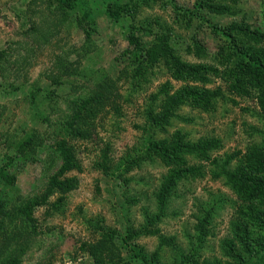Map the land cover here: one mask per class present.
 <instances>
[{"label":"rangeland","instance_id":"rangeland-1","mask_svg":"<svg viewBox=\"0 0 264 264\" xmlns=\"http://www.w3.org/2000/svg\"><path fill=\"white\" fill-rule=\"evenodd\" d=\"M71 1L73 8L62 6L57 0H0V51H5V60L0 59V166L3 165L4 173L13 176L8 184L0 178V198L10 209L16 203V194L34 196L41 192L59 163L56 158L54 165L49 166L47 159L59 139L71 146L79 164L78 169L65 173L77 183L65 195L58 211L44 215L45 207L34 209L39 232L19 264H91L79 246L94 240L98 233L83 218H99L103 228H114L121 236L129 228L136 229L142 224L144 213L158 212L155 193L169 168H181L183 172L168 188L163 215L154 228L164 237H174L171 243L190 258L189 264H236L225 252V241L231 239L241 249L234 234L247 220L242 209L255 203L242 198L227 184L221 168L229 171L244 166L247 157L263 154L264 109L260 103L264 85L251 82L245 75L241 76L245 82L236 81L238 58L222 60L216 53L218 46L227 48L229 44L211 34L200 19L187 20L178 14L168 0H134L116 22L101 12L103 0H87L93 10L87 25L84 20L78 23L82 20L81 2ZM194 1L175 0L189 9ZM237 1V14L212 12L209 20L222 27L238 21L251 29L263 30L260 0ZM213 2L232 5L225 0ZM130 31L138 49L154 46L159 51L157 61L135 82L122 77V72H129L132 67L125 54L130 48L126 38ZM85 33H89L88 38ZM156 34L166 40L161 38L159 42ZM249 36L237 34L247 46L264 51V41ZM193 39H198L203 53H196L191 45ZM164 46L172 48L187 64L204 65L202 76L174 78L167 61L160 56L165 53ZM104 77L111 82V99L107 100L104 89L96 87V82ZM160 86H165L166 93L154 99ZM95 87L97 93H90ZM183 87L207 92L208 105L202 108L190 101L182 102L171 108L163 131H143L145 108L152 106L154 112L159 111L167 95ZM90 95L93 97L86 99ZM73 115H78L77 128L71 132L69 128L62 129V123ZM29 134L33 143L24 147V161L15 148ZM173 135L183 141V149L190 151L181 152L177 161H162L159 157L149 161L142 157L138 166L124 174L132 177L125 186L118 183V178L104 176L95 165L101 157L114 163L119 156L139 153L148 138L151 140L147 142L164 140L168 147ZM55 197L56 194L49 196V202ZM122 197L135 201L124 204L122 209ZM210 206L213 210L202 229L205 233L197 239V224L204 208ZM255 206L259 208L257 203ZM248 232L259 241V230ZM131 241L151 251L158 240L155 235L139 234ZM257 244L251 252L258 248ZM161 248L160 264H171L172 247ZM122 253L123 260L129 258L128 253ZM242 257L245 264H264V258L253 261L250 253Z\"/></svg>","mask_w":264,"mask_h":264},{"label":"trees","instance_id":"trees-1","mask_svg":"<svg viewBox=\"0 0 264 264\" xmlns=\"http://www.w3.org/2000/svg\"><path fill=\"white\" fill-rule=\"evenodd\" d=\"M62 6L68 8L74 7V2L71 0H57ZM141 2H146L148 0H140ZM226 2H231L232 5H220L213 0H195L191 8H183L182 6L176 4L175 0H168L172 9H174L178 14L186 17V19H191L195 17L200 19L201 22L205 23L206 26L210 29L211 34L217 36V38H223L227 45L225 47H217V55L220 56V59L227 60L231 59V56L237 59V71L234 73V78L236 81L245 82L243 75H245L251 82L261 83L264 85V51L255 50L253 47L247 46L244 43V39L239 40L237 38L238 32L243 35H250L254 37L255 40L264 41V29L260 30L257 28L251 29L245 24H240L236 21L233 26H220L217 23L209 20V13L212 12H223L226 13H238L235 9V3H238L237 0H225ZM83 6L82 20H78V23H83L87 25L92 20L93 10L90 9L87 0H79ZM134 3V0H127L124 3L113 2L112 0H103L100 4V10L110 20L116 22L120 16L126 13V6L129 3ZM261 2V14L262 20L264 23V0ZM204 11V12H203ZM146 21H144L145 23ZM155 24L157 22L153 21ZM242 22V21H241ZM243 23V22H242ZM150 22H147V25H150ZM86 38L89 37V33H85ZM249 36V37H250ZM126 38L130 44V48L125 50V54L130 59L131 69L129 72L123 71L122 77L130 79L132 82H135L137 78H140L145 74L146 68L157 61L158 49L156 51L155 47L146 48L145 50L138 49L136 47L137 42L132 31L128 32ZM159 42L166 40L162 34H156ZM132 45V48H131ZM191 45L196 49V53H203L204 48L199 43L198 39H193ZM190 46V45H188ZM234 48V49H233ZM232 49V50H231ZM165 53L160 54L164 57L165 63L167 61V67L171 75L176 79H184L191 75L190 77L198 78L202 76L201 70L205 68L202 64L190 65L183 62L179 56L174 54L172 48L164 46ZM5 51H0V59L4 58L5 60ZM219 59V60H220ZM6 63L9 61L6 59ZM207 69V68H206ZM246 78V79H247ZM247 79V80H248ZM108 78L104 77L103 79L96 82V87H102L104 89V97L107 100L108 97L111 99V94L108 83ZM168 82L164 84L167 86ZM165 86H160L156 93L153 94V98L157 99L159 94L162 96L166 93ZM96 87L90 93H97ZM264 87V86H263ZM205 91L198 89L196 87H183L181 90H177L172 95H167V98L164 104H160L159 111L154 112L152 106H147L144 110V116L146 123L143 131H163L164 125L167 123V119L170 115V110L172 107H176L177 104L182 102L190 101L193 105L205 108L208 105L207 97ZM33 96L31 95V98ZM93 96H88L86 99ZM91 100V99H90ZM79 105H82L79 104ZM262 109H264V99L260 103ZM77 113L80 110H77ZM172 113V112H171ZM76 114V113H74ZM62 129L75 130L78 124V115H73V118H70L67 121H64ZM150 133V134H151ZM152 136V135H150ZM177 137L176 135L172 136ZM171 139V143L167 146L164 144V140L157 142H147L151 140L150 138L146 139V142L143 144L142 148L139 150V153L131 154L127 153L119 158L113 163L110 162L107 158L100 160L97 168H99L103 175L110 178L120 179L121 185H126L131 179V176L124 177L126 172L131 171L134 167L139 165L142 157L145 160L152 161L153 158L159 157L162 161H177L180 158L181 152H189V148L183 149V141L177 137L176 139ZM33 143L32 135H25L20 142H17L15 148L16 154H20L23 158L24 147H29ZM186 147V146H184ZM182 148V149H181ZM200 146H198V149ZM180 150L179 152H176ZM257 156V157H256ZM56 158L59 159V163L55 171H53L46 181L45 188L35 194L34 196H23L20 193L16 194L15 201L11 208H6V201L3 198H0V264H19L22 261V257L29 249L32 239L35 235L38 234L36 219L33 215V211L36 207L43 206V214L48 215L50 213L58 211V208L63 203L64 197L69 193L76 185L77 181L73 177L65 176V173L71 169H78V161L74 158V153L72 152L71 146L65 141V139H59L55 142L52 153L47 155L48 165L53 166L56 162ZM106 159V160H105ZM6 160L11 161L10 158ZM25 161V158L23 159ZM143 160V159H142ZM8 162V161H7ZM244 166L239 165L237 168L227 171L225 167L221 168V173L225 175L227 179V184L242 198L253 201L257 206L246 205L243 210V215L247 219L244 225L239 229L240 232H236L235 239L236 242L240 244L241 249L238 250L232 242V240L225 241V252L228 256L236 260V264H245L246 260L243 259L242 254L250 253V256L253 257V261H260L264 258V152L261 155H255L253 157H247L246 161L243 163ZM183 172L181 168H169L168 172L162 178V182L158 187L157 192L155 193V199L157 202L158 212H146L143 216V222L136 229L129 228L125 234L122 236L115 233L114 228H103L101 226V220L96 217L83 218L84 223L89 226L94 227L98 235L91 242H81L79 249L83 252H86L91 260V264H160L159 252L161 251V246L169 245L172 247L174 256L172 258L171 264H189L190 258L183 255L178 246H175L172 242L173 236H163L161 235L156 228H154L155 222H157L163 212L164 203L169 196L168 188L173 184L174 180L179 177ZM12 175H8L3 172V165L0 166V178L4 179V182L7 184L11 182ZM11 179V180H10ZM17 193V191H16ZM56 194V197L49 202V196ZM135 200H127L122 197L120 199L119 206L123 209L124 204H132ZM128 205V204H127ZM261 207V208H260ZM212 206L210 208H204L203 215L199 219L200 226L199 232L196 235H199L197 239H201V235L205 233L203 229L204 225L209 220V216L212 213ZM91 227V228H92ZM197 228V226H196ZM259 230L260 234L259 241L257 238L249 235L248 230ZM94 231V230H93ZM235 231V230H233ZM196 230H194V233ZM139 234H150L155 235L157 238V245L153 250L147 251L143 246L135 244L133 237L138 236ZM191 235V234H190ZM255 240L258 243V248L253 252L251 249L255 245ZM176 247V248H175ZM123 252L128 253L129 260H123ZM180 258V259H179ZM184 261L181 263V261ZM194 264L197 262H193ZM200 264H209L206 261H202ZM213 264V263H212Z\"/></svg>","mask_w":264,"mask_h":264}]
</instances>
